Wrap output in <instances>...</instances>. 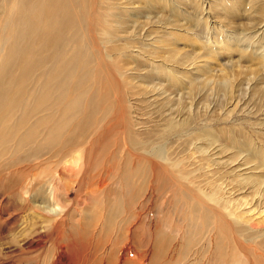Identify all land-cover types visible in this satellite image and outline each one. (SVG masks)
I'll list each match as a JSON object with an SVG mask.
<instances>
[{
  "label": "bare ground",
  "instance_id": "6f19581e",
  "mask_svg": "<svg viewBox=\"0 0 264 264\" xmlns=\"http://www.w3.org/2000/svg\"><path fill=\"white\" fill-rule=\"evenodd\" d=\"M173 1H171V3H174ZM99 3H101L100 0H0V8H2V14H0V162L5 161L9 153L11 157H13L12 154L15 155V159H11L12 161L10 162L6 161L5 164L3 163V165L0 166V172L5 168H14L6 175L8 180L13 179L11 182H14L0 185V212L4 214L6 212V207L13 211L12 213L9 212L10 214L6 213L5 216H8V219L5 223L8 224L5 225V228L0 229V234H3V236H0V261L8 259L7 256L10 255V258L14 257L17 259V264H22V262H20L22 258L33 255L30 258V264H166L160 251L159 237L161 232L163 231L172 237H179L180 235L182 237L188 236L190 232L185 231L182 224L179 225L172 219L167 218L164 213H159L156 205L153 211H145L143 207H140V210L134 214L130 212L133 210V207L126 212L125 206L127 204H123L121 200L123 197L127 198L128 195H130L129 193H131V189L134 188L130 185L132 180L137 178L136 182H139L142 180V176L148 177L151 184L156 183L158 176H161V178L164 177L165 181L173 188L172 197L169 198L171 203L177 198L182 199L181 196H176L182 192L188 194L191 201L195 200L199 204L202 203L207 205V200H212V205L214 204L218 209L215 208L217 210L215 216L220 217L222 214L224 217L228 233L231 235L230 242L232 240L234 243L240 242L243 244L244 242L246 244H253L254 246V232H258L259 230L254 228L253 216H259L264 222V202L261 200V196L264 194V173L259 172L258 168H255V170L258 171L257 176L260 179V181L257 182L256 178L253 177V180L251 176H247V172L249 171H241V165L229 169L227 162L222 164L220 159L218 160L213 156L209 159L211 156L209 155L210 151H208V146H213L217 142V137H215L211 131L212 129L201 127L202 129L200 128L201 130L195 134H193L192 131H187L185 133V135L191 136H197L199 133L198 137H200V140L207 142L206 147L203 148L200 144V140L197 142L196 137L187 139V147L184 151L186 154H189V156L185 155L186 157L177 154L179 158H176L175 152H172V144L168 142L169 140H167L163 146H161L160 140L143 141V146H153L151 151L149 153L144 151L145 154L142 153L139 158L137 157L136 163L138 168L133 169L131 167L133 174L130 176L127 177L125 172L119 175L116 172V176L118 177V183L114 185L116 192L108 190V187L110 188L111 186L110 183L113 181L112 170L108 165L110 158L103 159L101 154L97 153L99 148L92 147L93 140H89L82 148L79 146L81 137L75 136V133L80 129L77 125H80L82 118H86V121L90 123L92 121V116L95 115L91 112L92 110H84L85 108H82L84 95L91 94V84L98 81L94 78L95 69L91 62L94 54L99 53L103 57V63L105 65L103 71L106 72L109 77L112 76L116 78L118 76L112 64L109 62L111 57L113 58L114 56L115 58L116 56L113 55L110 57L107 53H104L100 44L101 42L96 38L98 36V32H96L98 30L97 24L100 23L98 21ZM179 3L181 4L182 2ZM127 5L131 4L127 3ZM154 5L155 4L152 6ZM166 10V12H168V9ZM101 11L100 18L102 20H105L108 16L110 19L113 17L111 11V15L109 12L104 13L102 9ZM125 11L128 13V9H125ZM129 15L134 17L132 19L137 17V15L133 13ZM115 17H117V15ZM150 17H152L151 14ZM166 19L164 20L166 21ZM118 20L120 19L118 18ZM156 21L153 22L156 23ZM125 22L127 23V21ZM134 23L137 24L136 21ZM129 24L130 23L125 26L130 27ZM174 24H180V20ZM185 24L187 23L185 22ZM159 25L158 23V26ZM186 27L187 26L184 27V30H186ZM120 28V26L119 28L118 26L116 27L117 35L119 36L126 33L127 30V28L125 30ZM138 28L136 30L134 27V31L132 32L135 35L133 37H122L131 47L136 45L141 46V37ZM188 28L189 25L187 30H192ZM118 29H120V31H118ZM166 30L168 29L166 28ZM174 30L178 32V29L173 28V31ZM147 33L146 35H148ZM150 33H152V31ZM170 35L173 36L172 34H169V36ZM175 37H177V35ZM188 39L192 38L190 37ZM181 42L183 41L180 40V43ZM174 43L175 41H173L172 44ZM92 47L95 48L93 49ZM173 49L175 50V48ZM112 54L110 53V55ZM174 55L176 56V53H174ZM148 56L150 57L151 55L148 54ZM193 56L194 55H192V57ZM186 57L187 56H181L179 61L173 57V54H167L166 63L171 65V73L173 75L174 69H177V66L172 63L175 62V64H177L181 62V67H184V59H186ZM150 60L155 64H159L154 62L155 59L153 60L151 58ZM133 62L139 63L141 61ZM153 63L150 62V65ZM147 65H149V63ZM95 66L97 67L99 65ZM154 68L156 70L155 66ZM203 68H205V66ZM133 72L136 71L134 70ZM159 76L162 75L159 74ZM157 82H159V80ZM205 82L202 83V85L206 84ZM192 83L194 82H189V91H187V93L193 94L194 85H192ZM118 88L120 90V87ZM149 89L151 92L155 93L158 91L156 85H153ZM121 91L124 94L122 89ZM230 91H233L232 87ZM96 92L97 91L93 94H96ZM145 92L148 93V90H145ZM113 94L115 95V93ZM143 99L145 100L144 97ZM95 100L97 101V98ZM108 101L110 100L107 99V102ZM121 101L123 103L125 102L124 106L127 105L126 100L124 101L123 99ZM169 101L170 96L165 95L164 104L168 106L170 111L179 108V102L175 105V103ZM97 103L98 101L96 104ZM111 104L113 105L114 103L111 102ZM173 107H175V109ZM109 110L110 109H108V111ZM103 113L105 112L103 111ZM155 113L156 112L144 113L142 118H150L144 123L143 119H139L138 122H136L137 124H135L132 123L133 118L127 110L122 115V119L119 123L120 125L117 124V121L110 124L107 132L119 125L125 149L128 152H133L135 151L133 147L134 136H142L140 133L142 131L140 130L138 134H135L133 124H135L134 129L140 128L143 124L144 129L142 130L144 131V135H152L157 131L156 122L160 121V118ZM101 118L102 116H100V119ZM113 119L115 120V118ZM83 120L84 119H82V121ZM86 121L84 123H86ZM175 122H177L176 119ZM173 123L172 121V124ZM147 124H149V128L145 129ZM173 125L178 127L177 124ZM163 129L159 131L166 132L164 131L165 129ZM178 132V134H182V131ZM69 134L72 135V140L74 142L73 144L67 145L66 138ZM73 134H75V137ZM136 141L138 140L136 139ZM177 144L176 142L175 145ZM116 147L117 146H115V148ZM91 152L93 153L91 154ZM16 155H21L23 159L20 160L18 158L19 156L17 157ZM136 163L133 161L134 166H136ZM93 166H99L100 171L95 174L88 173ZM125 166L129 167L128 164L122 163V168ZM145 168L148 169V171H144ZM217 170L221 172V174L223 173L222 178H226L227 180L226 174H231L234 180L231 182L213 180V177H216ZM249 170H254V168ZM137 172L138 176L135 174ZM18 175L22 176L24 183L20 187V190L16 188L15 181L16 177H19ZM3 182L4 181H2V183ZM125 188L129 191H126L124 194ZM253 188L254 191H252ZM223 189L227 190L224 191ZM153 190L156 189L154 188ZM117 192L119 195H117ZM192 193L195 196L192 195ZM247 193L248 195L241 197V195ZM202 194H205V197ZM71 195H73V198ZM87 203L95 205L98 210L102 204H106V210H104L103 214H100V222L102 225L105 223L107 214L110 220L120 217L121 223L123 224H127L128 221L131 220V222L127 224L128 229H124L120 235L121 240H118L119 234H115L117 227L111 224L114 221L109 222V229L113 231V233L106 234V240L103 242L101 241L99 245L92 240V238H95L94 235H91L92 232H87L88 235L91 236L83 235V230L79 222L77 224H71L70 216L73 211L76 210V206ZM3 204H5V208ZM188 207L187 213L193 216L189 220L190 223L192 224V222L194 223L196 221V224H199L201 215L199 216L197 214V216H195L191 212L189 201ZM202 211L205 216H209L210 209H208L207 212L206 210ZM212 213L215 214L214 209ZM220 222V226L224 224L223 219L220 220ZM146 226L147 230L145 229ZM241 227L245 229L247 233L245 238H243L240 233L238 234L239 231L237 229ZM80 231H82V235L74 238L73 234H78ZM223 231L224 229L220 227L218 235H221ZM260 232H264V228L261 229ZM198 236L199 238L202 237L200 236V232ZM203 238H205V236ZM190 239L192 238L190 237ZM98 249L101 250V254H98ZM242 250L244 249H239L235 246L232 247V252L229 249L228 251L229 253L231 252V254L227 264H252L250 256H248L246 252L245 254L241 253ZM254 263L255 262H253V264ZM176 264L184 263L178 261Z\"/></svg>",
  "mask_w": 264,
  "mask_h": 264
},
{
  "label": "rangeland",
  "instance_id": "374dc122",
  "mask_svg": "<svg viewBox=\"0 0 264 264\" xmlns=\"http://www.w3.org/2000/svg\"><path fill=\"white\" fill-rule=\"evenodd\" d=\"M100 1L101 3H99L100 8L98 19L100 23L97 24L98 30L96 31L100 35L97 33L98 36L96 38L99 42H101L100 44L102 49L104 50V53H107V55L110 57L113 55L116 56L115 58L114 56L113 58L111 57L109 62L110 64H112L114 70L116 71V74L119 77H109L108 74L103 71V68H105L103 57L99 53L94 54L91 62L93 68L95 69L94 78L98 81L93 83L96 85L91 84V94L84 95L82 108L84 107V110H92L91 112L95 115L92 116V121L90 123L86 121V118H82L84 120L82 121L81 119L80 125H77L80 129L77 133H75L76 135L73 134V136L75 135L76 137H81L79 144L81 148L84 147V145H86L89 140H93L92 147L99 148L97 150V153H100L103 159L110 158V162L108 163V165L112 170L113 181L112 183H110L111 186L110 188L108 187V190L116 192V189L114 187V185L118 183L116 172L118 175L125 172L127 177L130 176L131 174H133L131 167L133 169L138 168V165L136 163L137 157L139 158L142 153L145 154L144 151L148 153L151 151V148L153 146L145 147L143 146V141L149 142L160 140L159 142L161 143V146H163L167 142V140H169L168 142L172 144V152H175L176 158H179L177 154L182 156H189V154H186L184 151L187 147V139L196 137L198 142L200 140V137H198L199 133L197 134V136L185 135V133L187 131H192L193 134H195L202 129L201 127L212 129L211 131L213 132L215 137H217L216 144L213 146H208V151H210L209 155L211 156L209 157V159H211L213 156L218 160L220 159L222 164L227 162L229 169L234 166L241 165V171H249L247 172V176H251L253 180L254 178H256V181L259 182L260 179L257 176L258 171L264 173V0H178L179 2H182L181 4L176 0ZM171 1H173L174 3H171ZM127 3H130L131 5H127ZM166 3H168L169 5ZM153 4H155L154 6L157 7L152 6ZM160 5L162 6V8ZM165 8L168 9V12H166L167 10ZM101 9L104 13H110L111 11L113 14V17H111L113 19H110V17L108 16L106 18L107 21L106 19L102 20L100 18V14L102 13ZM125 9H128V13L127 11H125ZM132 13L134 15H137L135 19H132L134 17H131L129 15ZM0 14H2V8H0ZM150 14L152 17H150ZM116 15L117 17L119 16L118 18L120 20L115 17ZM165 16L167 19L165 18ZM164 19H166V21ZM132 20L134 22L136 21L137 24H135ZM178 20H180V24H174L177 23ZM125 21H127V23ZM153 21H156V23ZM185 22L189 25L188 29L191 28L192 30H187L188 25L185 24ZM128 23H130L129 25L131 28L129 26H125L128 25ZM158 23L160 24L159 26ZM184 24L185 26H187L186 30H184ZM117 26L118 28L120 26V29L122 30H125L127 28L126 33L121 36L117 35ZM134 27L136 28V30L137 28L139 29L138 31L141 37V46L136 45L131 47L122 38L133 37L135 35L132 32L134 31ZM172 27L174 29H178V32L175 30L173 31ZM158 28L160 29V31ZM166 28L168 30H166ZM120 29H118V31H120ZM151 31L152 33H150ZM165 31L170 32L166 33ZM146 33L148 35H146ZM168 33L172 34L174 37L171 35L169 36ZM176 35L177 37H175ZM189 36L192 39H188L190 38ZM180 40L183 42L180 43ZM173 41H175L176 44H172ZM172 47L175 48V50ZM92 48L94 49L95 47ZM168 48L176 52H173ZM122 51L126 52L127 54L123 53ZM110 53L112 55H110ZM168 53L173 54V57H175V59L179 61V58H181V56H187L186 59H184V67H181V62H178L177 64H175V62H171L172 64L177 66V69H174V75L171 73V65L169 63H166V57ZM174 53H176V56L174 55ZM148 54H150L151 56L149 57ZM132 55L135 59L132 57ZM192 55L194 56L192 57ZM137 57H140L142 59ZM148 57L150 59L152 58L153 60L155 59L154 62L159 64L153 63L152 60H150ZM133 61L141 62L138 63ZM150 62L153 63L151 64L152 66L150 65ZM146 63H149L150 67ZM95 65L99 66L96 67ZM154 66L156 67V70ZM160 66H163L164 68ZM204 66L206 69L203 68ZM152 69L155 71H153ZM134 70L136 72H133ZM146 70L150 71L151 73L147 72ZM157 73L161 74L162 76H159V74ZM158 80L159 82H157ZM191 81L194 82L192 83V85H194L193 94L189 92L187 93V91H189V82ZM204 82L207 84V86L206 84L202 85V83ZM153 85H156V88L158 89L156 93L151 92V90L149 89ZM118 87H120V90ZM231 87L233 91H230ZM121 89L123 90L124 94L122 93ZM145 90H148V93L145 92ZM95 91H97L96 94H93ZM113 93H115V95ZM118 95L121 97H119ZM165 95L170 96L169 102L175 103V105L179 102V108L174 111H170L168 106L164 104ZM197 95L199 96V98ZM143 97L145 98V100L143 99ZM96 98L98 101L97 104V101L95 100ZM106 98L110 101L107 102ZM123 99L124 101L126 100V106H124L125 102L123 103L121 101ZM99 101H101L103 104ZM111 102L116 104L112 105ZM133 105L136 107H134ZM173 108L175 109V107ZM108 109L110 110L108 111ZM127 110L133 118L132 123L135 124H137L136 122H138L139 119H143V123L146 122L150 117L142 118V115L147 112H156L155 114L160 118V121L156 122L157 131H153L154 134L152 135H144V131L142 130L144 129L143 124L140 126V128H136L137 130L134 129L135 124H133V130L135 134H138L139 130L142 131L140 132L142 135L141 137L134 136L133 147L135 151L133 152H128L125 149L122 140V132L119 129V123L122 119V115ZM103 111L107 113L105 114L103 113ZM100 116H102L101 119ZM113 118H115V120ZM175 119L177 122H175ZM85 121L86 123H84ZM116 121L119 125H117L113 130L107 132L109 125L113 124ZM172 121L174 122L173 124H177L178 127H175L172 124ZM148 125L149 124H147L145 129L149 128ZM161 129L166 132L159 131ZM178 131H182V134H178ZM72 139V135L69 134L66 138L67 145L71 143L73 144L74 141ZM136 139L138 141H136ZM176 142L178 143L177 145H175ZM200 144L203 148H205L207 142L200 140ZM115 146L117 147L115 148ZM92 153L93 152H91V154ZM7 155L6 160L0 162V166L3 165V163L5 164L6 161L10 162L15 159V155L12 154L13 157L9 156L11 155L10 153ZM16 156H19L18 158L20 160L23 159L21 155ZM133 161L136 163V166L133 165ZM122 163L128 164L129 167L125 166L122 168ZM251 168H254V170L250 171L249 169ZM255 168H258V171L255 170ZM5 169L0 172V185L14 182H11L13 179L8 180V178L6 177L8 172L13 170L14 168H7L6 170ZM98 171H100L99 166H93L92 168H90L88 173L95 174ZM144 171H148V169L145 168ZM216 173L217 178L213 177V180L228 182L234 180L231 174H226V180V178H222L223 173L221 174V172H219L218 170L216 171ZM135 174L136 176H138V172ZM18 176L19 177H16L15 181L16 188L20 190V187L24 183L22 180V176ZM141 178L142 180L139 182H136L137 178L132 180L130 185H132L134 188L131 189V193H129L130 195H128L127 198L123 197V199L121 200L123 204H127L125 206L126 212L131 210L133 207V210H131L130 212H133L134 214L135 212H138L140 210V207H143L145 211H153V208L156 205L157 211L159 213H164L167 218L172 219L179 225L182 224L184 230L190 232L188 233V236L184 237H182L180 234L179 237H172L163 231L161 232V235L159 237L160 251L166 264H176L178 261H182V263L184 264H227L233 246L239 249H244L241 251V253L245 254L246 252L247 255L250 256L252 264L253 262H255L254 264H264V232H260L261 229L264 228V222L259 216H253L254 228L259 230L258 232H254V246L253 244H246L244 242L243 244H241L240 242L234 243V241L232 240L230 242L231 235L228 233L227 226L224 222V217L222 216V214L220 215V217L215 216L218 209L214 204V206L212 205V200L211 202L206 199L207 205L202 203L199 204L195 200L191 201L189 195L182 192L176 195L177 197L181 196L182 199L177 198L173 203H171L169 201V198L172 197L173 188L169 183L165 181L164 177L161 178V176H158L156 183L152 184L150 183V179L148 177L142 176ZM2 181L4 182L2 183ZM154 188L156 190H153ZM223 190L225 191L227 189ZM126 191L129 190L125 188L124 194L126 193ZM252 191H254V188ZM117 195H119L118 192ZM192 195L194 194L192 193ZM202 195L205 197V194ZM245 195H248V193L241 195V197H244ZM262 195L263 196H261V200L262 202H264V194ZM71 197L73 198V195H71ZM188 201L191 207V212L195 216H197V214L199 216L201 215L199 224H196V221L194 223L192 222L191 224L189 221L193 216H190V214L187 213V210L189 208ZM3 207H6L5 204H3ZM76 207V210H74L72 215L70 216L71 224H77L79 222V225L83 230V235H94L95 238H92V240H94L98 245L101 243V241L103 242L106 240V234L113 233V231L109 229L110 221L115 222H112L111 224L117 227V231H115V234H119L118 240H121L120 235L122 234L124 229H128L127 224L131 222V220H129L127 224H123L121 223L120 217L110 220L107 214L105 223L102 225V223L100 222V214H103L104 210H106L105 203L100 206L99 210L95 207V205H90V203L81 204ZM208 209H210V214L207 217V215L205 216L202 210H206L207 212ZM213 209L215 211V214L212 213ZM9 212L12 213L13 211L12 209H8L7 207L4 214L0 212V229L5 228V225L8 224L5 223V221L8 219V216L6 217L5 215L6 213L10 214ZM203 215L205 218L203 217ZM222 219L224 224L220 226V220ZM220 227H222L224 231L221 235H218ZM145 229L147 230V226ZM237 230L239 231L238 234L240 233L243 238L246 237L247 233L245 232V229L241 227ZM89 231L92 232L91 235H88L87 232ZM199 232L200 236H202L200 238L198 236ZM80 235H82V231H80L78 234L74 233L73 237L77 238V236ZM203 235L205 236V238H203ZM0 236H3V234H0ZM190 237L192 239H190ZM229 249L231 250L230 253L228 251ZM98 254H101L100 249H98ZM32 256L33 255H31L30 257L28 256L22 258L20 262H22V264H28L29 262L31 263L30 258ZM7 257L8 259L1 260L0 264H17L16 258H10V255H8Z\"/></svg>",
  "mask_w": 264,
  "mask_h": 264
}]
</instances>
